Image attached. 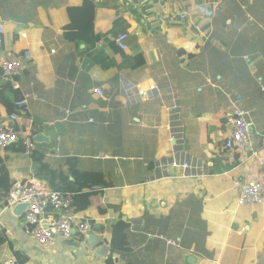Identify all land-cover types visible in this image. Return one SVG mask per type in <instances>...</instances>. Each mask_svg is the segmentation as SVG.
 <instances>
[{"label":"crops","instance_id":"crops-1","mask_svg":"<svg viewBox=\"0 0 264 264\" xmlns=\"http://www.w3.org/2000/svg\"><path fill=\"white\" fill-rule=\"evenodd\" d=\"M92 2L93 30L80 35L65 28L80 19L82 0H0L2 48L31 55L18 88L3 84L0 94L10 103L29 96L20 123L39 135L33 155L16 145L0 158L11 182L50 186L35 176L39 156L57 172L55 184L74 183L72 159L81 170L111 171L112 187L83 190L90 207L71 212L90 223L108 252L98 256L77 232L39 245L26 208L7 206L0 190V263L106 264L108 229L121 220L129 251L113 254L112 264H264V203L237 207L233 189L257 166L224 148L234 107L253 123L252 149L264 140V0ZM123 21L133 38L120 51L113 30ZM138 54L144 64L132 70L126 56ZM151 84L157 97L125 105L128 88ZM173 102L184 130L176 146L162 129ZM7 113L0 103V117ZM172 159L191 169L171 168Z\"/></svg>","mask_w":264,"mask_h":264},{"label":"built area","instance_id":"built-area-1","mask_svg":"<svg viewBox=\"0 0 264 264\" xmlns=\"http://www.w3.org/2000/svg\"><path fill=\"white\" fill-rule=\"evenodd\" d=\"M184 18V15L180 16ZM5 27L0 21V85L9 83L17 89V83L23 70L31 61L28 50L17 55L2 49V36ZM25 38V34H22ZM126 36L119 35L115 39L116 47L125 51ZM53 52V51H52ZM93 94L102 96L100 89H94ZM158 96L156 84H151L147 89L137 86L126 90L124 103L132 106L142 100L152 99ZM28 95L14 102L16 112L6 115L0 119V151H5L12 145H21L24 148L23 155L28 156L35 151V142L32 140L31 127H24L21 114L26 110ZM166 124L162 129L167 132V140L173 146L180 145L184 141V130L181 125L180 106L173 102L165 108ZM230 127L227 139L224 142L225 150L248 156L257 166V171L247 175L244 180L237 179L233 182L236 194L237 207H254L264 203V140L261 149L255 150L251 147L252 121L248 120V112L244 109L234 107L228 118ZM170 167L187 171L191 169L189 163L172 159ZM74 201V193L53 190L46 183L32 180L28 183L15 181L12 183L6 198L7 205L15 206L23 204L26 206L24 220L30 229V236L41 246L51 245L57 237L69 239L74 233L86 236L92 232V227L87 220L76 219L70 212ZM56 213L57 216L52 217ZM49 215V216H48ZM76 219V220H75ZM174 245L175 242L168 241ZM0 264H17L15 258H10ZM200 264H211L210 261L202 260Z\"/></svg>","mask_w":264,"mask_h":264},{"label":"trees","instance_id":"trees-1","mask_svg":"<svg viewBox=\"0 0 264 264\" xmlns=\"http://www.w3.org/2000/svg\"><path fill=\"white\" fill-rule=\"evenodd\" d=\"M82 12L80 19L76 21H71L66 25L65 30L78 32L81 35V32L93 30L92 23L94 18V6L92 0H82ZM130 26L133 29V26L128 21H123L117 28L113 30V34L117 37L120 34H126V38L133 36L129 34L131 29H127L126 27ZM73 42V40H71ZM126 59H129L133 62L131 65L132 70L142 66L144 64V60L141 54L135 55L134 57L126 56ZM0 103L7 108L8 113H11L13 108V103H10L8 100H5L4 96L0 94ZM22 150V149H21ZM33 155V154H32ZM34 159L36 162V171L35 176L47 178L50 187L53 190H60L66 192L74 193V201L70 212L80 213L86 211L90 207L91 200L88 199L85 194L82 193L85 189H90L92 187L96 188H111L112 184L110 181L111 171L107 174L103 173V171H85L81 170L75 165V159H72V163L69 165V169L71 170V176L74 179V183H70L67 181V178L58 179L57 183H54L55 175H57L56 171H52L47 164L41 159ZM152 167V163L150 164ZM11 180L9 178L7 170L3 166V160L0 158V190L3 191V197L7 196L8 191L11 187ZM6 202V201H5ZM127 224L123 221L118 220L113 226L108 229L110 234V256L107 258L106 264H112L111 256L115 253H125L129 251L128 245V237L126 234ZM6 242V238L3 234L0 233V247L3 246ZM18 256V254H16Z\"/></svg>","mask_w":264,"mask_h":264},{"label":"water","instance_id":"water-1","mask_svg":"<svg viewBox=\"0 0 264 264\" xmlns=\"http://www.w3.org/2000/svg\"><path fill=\"white\" fill-rule=\"evenodd\" d=\"M38 139H39V135L37 134V135L33 138V140H34V142H37ZM20 205H21V207H22L21 210H22L23 208L26 207V206L23 205V204H20ZM85 239H86V242H87V244H88L89 246L94 247L96 250H99V255H98V256H100V257H105V256H106L108 250H107V248H106L105 246H100V245H99V239H98V237H97L96 235H94V234H88V235L85 237Z\"/></svg>","mask_w":264,"mask_h":264},{"label":"clouds","instance_id":"clouds-1","mask_svg":"<svg viewBox=\"0 0 264 264\" xmlns=\"http://www.w3.org/2000/svg\"><path fill=\"white\" fill-rule=\"evenodd\" d=\"M180 16H181V15H179V18H180V19H183V18H181ZM184 18H185V16H184ZM25 35H26V34H25ZM120 35H122V34H120ZM124 35L126 36V34H124ZM118 36H119V35H118ZM118 36H117V37H118ZM117 37H116V38H117ZM2 38H3V36H2ZM116 38H115V39H116ZM125 41H126V40H125ZM114 42H115V40H114ZM115 45H116V43H115ZM125 45H126V44H125ZM2 49H3V48H2ZM3 50H4V49H3ZM25 50H28V49H25ZM25 50H23V51H25ZM5 51H6V50H5ZM23 51H22V52H23ZM28 51H29V50H28ZM10 52H12V51H10ZM22 52H21V53H22ZM13 53H15V52H13ZM21 53H15V54L19 55V54H21ZM28 65H29V64H28ZM28 65L26 66V68L28 67ZM26 68L23 70V73H24V71L26 70ZM23 73H22V75H23ZM22 75H21V76H22ZM20 78H21V77H20ZM3 84H8V85H10V84L7 83V82H3L1 85H3ZM1 85H0V86H1ZM10 86H11V85H10ZM11 88H13V87L11 86ZM13 89H14V88H13ZM22 97H23V96H22ZM22 97H18L15 101L21 99ZM15 101H14V102H15ZM14 102H13V108H14V110H13L11 113L16 112V110H15V106H14ZM27 103H28V102H27ZM26 108H27V105H26ZM25 111H26V110H25ZM11 113H7L6 115L11 114ZM23 114H25V112H24ZM23 114H21V118H22V115H23ZM6 115H5V116H6ZM5 116H3V117H5ZM3 117H0V119L3 118ZM31 134H32V140H33V138H34L35 135H36V131L33 130V127H32V129H31ZM33 141H34V140H33ZM19 146L22 147V148H21V149H22V152H24V148H23V146H21V145H19ZM11 147H15V145L10 146V147L7 148L5 151L9 150ZM5 151H2V152H5ZM35 151H36V142H35ZM35 151L31 152L29 155H32ZM22 154H23V153H22ZM29 155H28V156H29ZM14 182H15V181H14ZM14 182H12V183H14ZM11 185H12V184H11ZM56 191H60V190H56ZM65 192H66V191H65ZM7 195H8V193H7ZM6 204H7V203H6ZM19 205H20V204H19ZM7 206H8V205H7ZM25 208H26V207H25ZM90 234H92V232H91ZM87 235H88V234H87ZM87 235H86V236H87ZM86 236H85V237H86Z\"/></svg>","mask_w":264,"mask_h":264},{"label":"rangeland","instance_id":"rangeland-1","mask_svg":"<svg viewBox=\"0 0 264 264\" xmlns=\"http://www.w3.org/2000/svg\"><path fill=\"white\" fill-rule=\"evenodd\" d=\"M174 169H175V168H174ZM76 219H77V218H76ZM76 219H75V220H76ZM173 242H174V241H173Z\"/></svg>","mask_w":264,"mask_h":264}]
</instances>
